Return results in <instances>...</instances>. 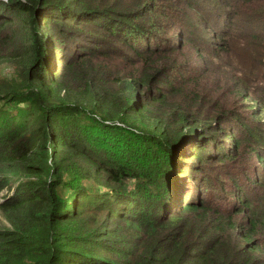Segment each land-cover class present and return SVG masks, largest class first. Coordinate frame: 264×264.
Here are the masks:
<instances>
[{"label":"trees","instance_id":"1","mask_svg":"<svg viewBox=\"0 0 264 264\" xmlns=\"http://www.w3.org/2000/svg\"><path fill=\"white\" fill-rule=\"evenodd\" d=\"M222 1L0 0V264H264V85Z\"/></svg>","mask_w":264,"mask_h":264},{"label":"rangeland","instance_id":"2","mask_svg":"<svg viewBox=\"0 0 264 264\" xmlns=\"http://www.w3.org/2000/svg\"><path fill=\"white\" fill-rule=\"evenodd\" d=\"M209 5L211 4L206 2L207 10H211L212 6L209 7ZM214 5L218 11L223 13H225V10H232V20L235 28L227 31L228 37L232 40V49L238 53L242 67V71L237 73L243 76L246 75L248 85L252 89L258 90L264 85V53L260 54L259 52L260 49H263L261 47L264 46V0H232V4L224 0L222 3L216 2ZM217 21L219 22V20ZM205 23L210 22L207 21ZM219 24L221 25L220 22ZM207 25L203 26V30L208 29L207 31L215 36L217 31H219L217 28L218 24H215L213 29L211 27L208 28ZM258 43L263 45L256 46ZM4 225L9 224L0 213V226Z\"/></svg>","mask_w":264,"mask_h":264}]
</instances>
